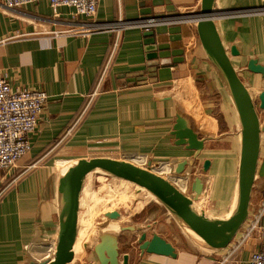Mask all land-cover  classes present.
<instances>
[{
  "label": "crops",
  "instance_id": "obj_1",
  "mask_svg": "<svg viewBox=\"0 0 264 264\" xmlns=\"http://www.w3.org/2000/svg\"><path fill=\"white\" fill-rule=\"evenodd\" d=\"M2 1L0 38L7 40L0 45V74L11 88L42 89L49 97L30 136L27 154L11 171L0 170V264H44L52 257L58 231L59 178L70 163L81 157L124 154V159L139 165L147 160L163 162L167 165L163 176L170 180L175 177L176 186L184 191L190 187L189 176L173 174L168 161L194 155L196 161L188 167L190 171L207 172L212 181L216 179L213 197L209 190L199 195L204 208L218 217L231 211L240 152L238 116L191 18L162 23L149 31L129 27L120 33L114 46L115 36L107 31L87 36L54 35L88 21L85 17L73 18L68 6H60L59 15L53 17L48 0L14 10L3 8ZM199 2L100 0L92 19L107 22L182 14L196 11ZM261 5L264 0H216L215 8ZM215 22L226 49L235 46L238 50L231 60L257 100L264 90V77L249 71L247 62L256 59L264 63V12L223 13ZM220 117L225 122L223 127L219 125ZM261 119L264 124L263 111ZM176 126L191 129L204 140L203 148L193 151L179 144L173 134ZM221 141L228 145L220 150L215 144ZM261 145L264 152V133ZM205 159L210 165L203 171ZM30 164L35 165L25 171ZM110 184L121 187L128 183L113 177ZM263 191L264 177H260L252 191L250 213ZM165 216L180 225L170 211ZM107 219L90 244L91 249L101 235L108 233L118 244L120 263L127 254V264H249L250 254L258 245L254 236L234 249L240 232L219 250L206 247L192 236L195 242L183 236L190 246L183 254L178 245L182 236L169 232V222L152 220L134 227L119 225L120 217ZM110 220V228L116 232H102ZM88 230L86 225L81 229V240L77 234L74 257L81 256L82 244L89 239ZM182 230L189 235L185 228ZM142 232L148 237L157 233L172 243L176 257L141 253L138 238ZM226 255L230 259L221 263ZM90 257L83 264H97L93 249Z\"/></svg>",
  "mask_w": 264,
  "mask_h": 264
},
{
  "label": "water",
  "instance_id": "obj_2",
  "mask_svg": "<svg viewBox=\"0 0 264 264\" xmlns=\"http://www.w3.org/2000/svg\"><path fill=\"white\" fill-rule=\"evenodd\" d=\"M215 3L216 0H200L196 11L185 12L182 15L196 18L195 28L198 38L238 116L240 152L235 207L223 217L211 215L206 211L199 197L202 190L199 177H195L190 187L187 186L182 191L169 178L156 174L152 170L153 163L149 160L139 165L124 159V154L81 157L70 163L59 178L58 231L53 256L44 264H69L73 260V245L78 231L83 187L86 178L93 172H104L125 178L146 188L184 228L193 231L206 246L215 250L225 248L248 220L255 182L258 178L264 177V152L261 145V135L264 133L261 119V112H264V90L258 94L257 100L253 97L231 60V56L238 55V50L235 46L226 49L215 19L223 13L226 15L229 12L252 11L264 5L221 10L215 8ZM170 15L178 16L180 13ZM247 69L264 77V63L260 64L256 59L248 60ZM173 134L178 143L186 144L188 149L199 151L204 145V140L198 138L191 129H180L176 126ZM185 165V160L178 162L175 172H180ZM209 165L210 160L205 159L202 165L203 171H206ZM105 217L118 219L120 212L111 210L105 213ZM138 242L141 253L172 258L177 255L174 245L157 233L148 237L146 232H142ZM92 249L97 264H127V254H123L122 262H119L118 244L108 233L101 235ZM84 264H94V262L86 261Z\"/></svg>",
  "mask_w": 264,
  "mask_h": 264
},
{
  "label": "built area",
  "instance_id": "obj_3",
  "mask_svg": "<svg viewBox=\"0 0 264 264\" xmlns=\"http://www.w3.org/2000/svg\"><path fill=\"white\" fill-rule=\"evenodd\" d=\"M34 1L37 0H3L1 4L6 10H14ZM99 1L48 0L53 17L59 15L58 8L60 6H68L73 10V18L85 17L88 19V21L75 23L74 26L63 31H56L53 34L87 36L93 32L107 31L114 34L115 46L120 33L129 27L135 26L144 31H149L156 25L179 23L182 18H186V16L180 14L178 16L165 15L145 19H118L115 21L97 22L92 18L96 13ZM256 10H264V7ZM256 10L229 12L226 15H242L255 12ZM6 40L7 38H0V45ZM95 93L91 94L90 100ZM48 97V94L42 89L27 87L11 88L6 77L0 74V170H4L5 172L11 171L17 166L18 161L29 151L31 145L30 136L38 124ZM34 165L30 164L26 166L25 171L34 167ZM239 232L234 249H239L247 244L252 237L256 236L258 245L250 254L249 264H264V191Z\"/></svg>",
  "mask_w": 264,
  "mask_h": 264
},
{
  "label": "rangeland",
  "instance_id": "obj_4",
  "mask_svg": "<svg viewBox=\"0 0 264 264\" xmlns=\"http://www.w3.org/2000/svg\"><path fill=\"white\" fill-rule=\"evenodd\" d=\"M224 124H225L224 120L220 117L219 119L220 127H223ZM226 145L228 144L227 143L222 144L221 141L219 143H216L215 147L221 150L224 149ZM193 158L195 159L196 156L193 155L192 159ZM184 160L189 162L188 160L190 159L186 158L179 161L177 159H172L169 160L168 162H171L172 166L175 167L178 164V162ZM162 165H166V164L163 162L153 163L152 170L156 174L163 176V172L166 171L167 168L165 170H160ZM186 167L188 166H185V169ZM195 171L196 170H192L193 173L190 172L188 173L189 176L188 184L191 185L194 181L193 176H196L201 179L202 194H204L208 190L210 192L211 191L213 192L216 189V185H215L216 179H214L213 177V181H212L211 176L207 172L203 174L200 170H198V172ZM112 180H113V176L109 174H102V172H93L86 178L82 192V199L80 201V212L78 218L77 234L79 240L83 239L84 237H81L82 236L81 229H84L86 225L89 228L88 230L89 239L82 246L81 256L76 255L69 264H83L85 259L91 258L90 252L92 249L90 244L97 238V235L100 233L101 231L100 226L105 221L108 220L105 217V213L111 210H117L120 212V219L118 220L119 225H133L134 227H137V225L148 223L151 222L152 220H157V221L159 220L161 223L169 222L168 227H170V229L166 228V230L168 231L169 229V232L173 235L180 234L182 236L181 239L182 241L178 242V245L181 249L180 251L184 254L187 251V249L190 248L189 244H187L188 239L186 240L184 238L190 237L192 241H194V238L182 232L183 231L182 228L184 227L180 222L177 221L178 222L177 224L180 225H176L173 222V219L165 216L166 212L169 213V211H167V208L161 202H159L150 192L128 181H126V183H128L127 185L125 184L124 186L120 187L117 184V186L112 187L110 184ZM175 180L176 178L171 176V181L174 182L176 185L177 183ZM212 182H214V184H212ZM236 187H237V176H236ZM212 192H211V196L213 195ZM212 201L213 200H211V202ZM233 203L234 200L232 202V205ZM135 234L136 231L134 232V234H132V236H135ZM78 239H76L75 241L77 242ZM200 243L205 245L201 241ZM225 258L227 259L224 260ZM229 259L230 258L226 256L220 262L223 263Z\"/></svg>",
  "mask_w": 264,
  "mask_h": 264
},
{
  "label": "bare ground",
  "instance_id": "obj_5",
  "mask_svg": "<svg viewBox=\"0 0 264 264\" xmlns=\"http://www.w3.org/2000/svg\"><path fill=\"white\" fill-rule=\"evenodd\" d=\"M257 12H264V10H256ZM194 22L196 21V18H191ZM189 162H187L186 161V165L185 166H188V167H190L193 163H194V158L192 159V158H190V160H188ZM188 167H186V169H185V167L183 168V169H181V171L180 172H178V173H176L175 172V168H176V166L174 167V166H172V173L173 174H176V175H178V174H187L188 175V173L190 172V173H192V171H190V169L188 168ZM167 168V165H162V167L160 168V170H165ZM168 170H170V168H169V166H168ZM102 174H107V173H104V172H102ZM111 176H113V175H111ZM113 177H116V178H120V179H123V180H126V181H128V182H130V183H132V184H134V185H137V184H135L134 182H131L130 180H128V179H125V178H121V177H118V176H113ZM138 186V185H137ZM140 187V186H139ZM142 187V186H141ZM142 188H144V187H142ZM145 190H147L146 188H144ZM148 191V190H147ZM235 198H237V192L235 191ZM235 198H234V203H233V205H232V207H231V209L230 210H232L234 207H235ZM110 226H111V220L109 221V224L104 228V229H102V232H116V230H113V229H111L110 228ZM119 226H118V230H119ZM117 230V231H118ZM185 230H186V232L190 235V236H192V237H194V238H196L197 240H199V241H201V242H203L202 240H201V238L200 237H198L193 231H191L190 229H188V228H185ZM204 243V242H203ZM83 244H85V242L83 243ZM83 244H82V246H83ZM53 256V255H52ZM52 258V257H51ZM50 258V259H51ZM49 259V260H50ZM48 260V261H49ZM47 261V262H48Z\"/></svg>",
  "mask_w": 264,
  "mask_h": 264
}]
</instances>
